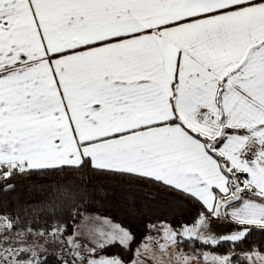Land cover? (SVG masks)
Segmentation results:
<instances>
[{"label":"snow or ice","instance_id":"1","mask_svg":"<svg viewBox=\"0 0 264 264\" xmlns=\"http://www.w3.org/2000/svg\"><path fill=\"white\" fill-rule=\"evenodd\" d=\"M33 176L55 179L0 212V264H83L55 248L59 227L32 225L82 206L93 177L154 185L238 226L185 228L190 239L235 247L264 234V0H0V206ZM93 220H81L87 264H124L97 249L128 251L131 231ZM197 224L208 231L204 213ZM245 256L264 264L255 248Z\"/></svg>","mask_w":264,"mask_h":264},{"label":"trees","instance_id":"2","mask_svg":"<svg viewBox=\"0 0 264 264\" xmlns=\"http://www.w3.org/2000/svg\"><path fill=\"white\" fill-rule=\"evenodd\" d=\"M55 177L33 176L27 179L18 178L13 181L16 191L7 197V204L0 206V212L7 211L11 214L15 208L16 199L21 203L38 201L41 192L33 190L32 183H43ZM99 183L94 185L90 198L78 209L67 206L57 210L56 214L40 216L38 223H33V228L51 231L54 226L61 229V237L67 238L74 233L75 227L81 222L83 214L94 213L105 217L117 225L131 231L135 237L131 248L125 251L119 245L106 248L100 254L106 256H119L124 262L132 261L136 256V249L140 248L147 238L160 236L172 229L177 232V249L188 255L196 257L203 253L216 256H230L235 263H243L242 257L255 248L264 252V234L259 230L246 238L245 242L232 246L230 243L205 244L195 238H185L181 231L197 223L200 214L204 218H212V214L201 203L191 199L177 198L172 193L154 186L136 182L129 185L126 181L109 178L93 177ZM79 215H73L75 212ZM48 264H57L54 258H49Z\"/></svg>","mask_w":264,"mask_h":264},{"label":"rangeland","instance_id":"3","mask_svg":"<svg viewBox=\"0 0 264 264\" xmlns=\"http://www.w3.org/2000/svg\"><path fill=\"white\" fill-rule=\"evenodd\" d=\"M83 216L99 217L100 218L99 221L93 220L90 222L93 224H101L104 220H107L110 221L112 225H117L113 221L94 213L86 212L83 214ZM221 217H223V215H221ZM206 222L209 225L208 231H205L203 228H200L197 223L192 226H187L185 228H193L195 226L198 228V231L201 234H203L205 237L208 236L209 232L216 237H220L222 235L229 233L230 230H233L234 228L238 227L236 225L231 224L226 219H218L216 217L214 220L211 221L206 220ZM185 228L181 231L180 235L185 238H189L187 235H184ZM70 237L72 238V244H79L82 245L83 247L79 249H75L69 246L67 242ZM191 238L198 239L197 236L195 235L192 236ZM60 239L63 240L65 243L63 245L57 243V245H55V248L57 250L63 249L64 255L69 256V258H71V253L78 252L79 255L85 257L83 264H87V259L89 258L87 249H91L95 247V244L92 242V236H90L81 226V222L75 227L74 233L71 236L67 238H62L60 236ZM198 240L203 242L201 239ZM142 244H146L147 247L142 248L140 246V255L139 256L136 255L134 258L138 262H141V264H212V258L216 256L209 253H203L202 256L196 257L193 255H188L182 251H179L177 249V243L169 244L165 240V233H163L160 236H151L147 238V240ZM161 245H165V248L162 249L160 247ZM100 253L101 251L97 249V255H102ZM242 259L244 264H250L246 256H243ZM76 264H81V261L77 259ZM124 264H131V261L124 262ZM232 264H240V263H235L234 261H232Z\"/></svg>","mask_w":264,"mask_h":264},{"label":"crops","instance_id":"4","mask_svg":"<svg viewBox=\"0 0 264 264\" xmlns=\"http://www.w3.org/2000/svg\"><path fill=\"white\" fill-rule=\"evenodd\" d=\"M206 208V207H205ZM228 211H231V209H229ZM220 212H221V215H223L224 216V213H225V209L223 208V207H221V210H220ZM204 219H206V220H209V221H211V220H214L215 219V217L213 216L212 218H204ZM227 220V219H226ZM228 221V220H227ZM229 222V221H228ZM231 223V222H230ZM231 224H233V223H231ZM233 225H235V224H233ZM237 226V225H236Z\"/></svg>","mask_w":264,"mask_h":264}]
</instances>
